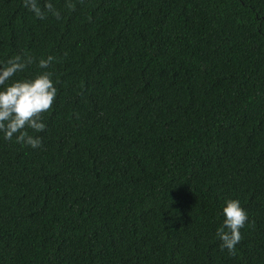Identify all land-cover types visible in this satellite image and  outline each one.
I'll list each match as a JSON object with an SVG mask.
<instances>
[{
	"label": "trees",
	"instance_id": "16d2710c",
	"mask_svg": "<svg viewBox=\"0 0 264 264\" xmlns=\"http://www.w3.org/2000/svg\"><path fill=\"white\" fill-rule=\"evenodd\" d=\"M37 3L0 0L7 83L57 88L40 148L0 132V264H264V0Z\"/></svg>",
	"mask_w": 264,
	"mask_h": 264
},
{
	"label": "clouds",
	"instance_id": "9594fccd",
	"mask_svg": "<svg viewBox=\"0 0 264 264\" xmlns=\"http://www.w3.org/2000/svg\"><path fill=\"white\" fill-rule=\"evenodd\" d=\"M24 6L39 19H45L48 13L57 19L61 18L60 12L51 3L45 4V10L38 6L37 0H24ZM67 6L75 8L74 4ZM54 59L53 56L42 58L38 67L48 69ZM34 62L35 58L30 55H16L0 68V132H3L5 140L15 137L17 143L36 149L42 146V139L30 135L28 129L39 133L46 128L42 122L43 114L52 109L57 96V88L52 79L54 73L43 71L34 78L7 83ZM222 212L224 220L216 236L221 241V250L226 249L230 255H235V247L242 239L240 229L247 223L248 215L237 199L227 200Z\"/></svg>",
	"mask_w": 264,
	"mask_h": 264
}]
</instances>
